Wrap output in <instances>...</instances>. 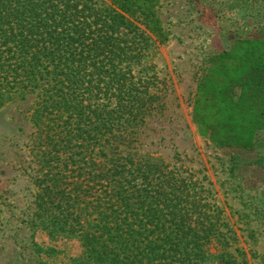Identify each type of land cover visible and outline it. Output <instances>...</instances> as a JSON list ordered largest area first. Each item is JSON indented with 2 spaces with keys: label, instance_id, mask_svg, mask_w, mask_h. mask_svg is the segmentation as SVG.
<instances>
[{
  "label": "trees",
  "instance_id": "trees-1",
  "mask_svg": "<svg viewBox=\"0 0 264 264\" xmlns=\"http://www.w3.org/2000/svg\"><path fill=\"white\" fill-rule=\"evenodd\" d=\"M111 2L0 0V99L17 85L39 89L42 99L38 223L80 232L88 264H245L231 258L202 180L121 151L155 107L153 88L165 83L155 71H132L151 45L136 10L162 26L152 17L159 0ZM206 63L193 102L199 133L233 154L236 168L245 161L264 170L255 156L264 129V23ZM212 243L220 245L215 254Z\"/></svg>",
  "mask_w": 264,
  "mask_h": 264
},
{
  "label": "rangeland",
  "instance_id": "rangeland-1",
  "mask_svg": "<svg viewBox=\"0 0 264 264\" xmlns=\"http://www.w3.org/2000/svg\"><path fill=\"white\" fill-rule=\"evenodd\" d=\"M154 10L152 17L159 19L161 28L151 25V15L143 17L136 10L133 17L151 45L132 71L137 77L155 71L165 83L153 88L159 96L155 107L136 127L132 144H121L120 149L202 180L204 197L221 212L231 258L264 264V170L244 160L236 168L233 154L202 136L193 116L207 57L228 40L251 37L260 29L264 0H159ZM11 88L0 99V264H88L80 232L51 233L53 226L43 228L34 215L37 176L43 174L36 155L37 146L44 143L37 116L42 99L39 89ZM257 141L255 156L264 164V129ZM66 173V180L72 181L71 171ZM219 247L209 246L213 254Z\"/></svg>",
  "mask_w": 264,
  "mask_h": 264
}]
</instances>
